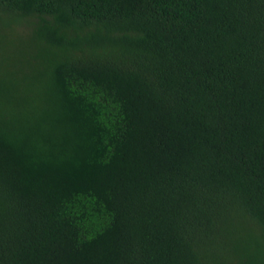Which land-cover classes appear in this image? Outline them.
I'll list each match as a JSON object with an SVG mask.
<instances>
[{
  "label": "trees",
  "instance_id": "trees-1",
  "mask_svg": "<svg viewBox=\"0 0 264 264\" xmlns=\"http://www.w3.org/2000/svg\"><path fill=\"white\" fill-rule=\"evenodd\" d=\"M16 65L0 264H264V0H0Z\"/></svg>",
  "mask_w": 264,
  "mask_h": 264
},
{
  "label": "rangeland",
  "instance_id": "rangeland-1",
  "mask_svg": "<svg viewBox=\"0 0 264 264\" xmlns=\"http://www.w3.org/2000/svg\"><path fill=\"white\" fill-rule=\"evenodd\" d=\"M17 32L20 33L21 36L26 34L25 33V28H23V27L18 28ZM21 67H22L21 65H16V66H13V67L9 68V70L15 71V73H16L15 76L18 78L17 79V84L18 85H15L16 87H13L15 92L10 91L11 94H0V95H23V94H21L22 89H21V84H20L21 83Z\"/></svg>",
  "mask_w": 264,
  "mask_h": 264
}]
</instances>
